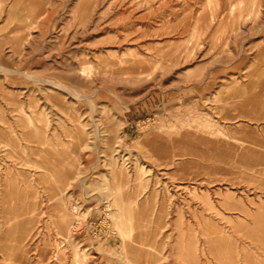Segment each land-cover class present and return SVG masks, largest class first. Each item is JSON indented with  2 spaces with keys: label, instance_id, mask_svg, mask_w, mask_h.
Listing matches in <instances>:
<instances>
[{
  "label": "rangeland",
  "instance_id": "1",
  "mask_svg": "<svg viewBox=\"0 0 264 264\" xmlns=\"http://www.w3.org/2000/svg\"><path fill=\"white\" fill-rule=\"evenodd\" d=\"M0 264H264V0H0Z\"/></svg>",
  "mask_w": 264,
  "mask_h": 264
},
{
  "label": "bare ground",
  "instance_id": "2",
  "mask_svg": "<svg viewBox=\"0 0 264 264\" xmlns=\"http://www.w3.org/2000/svg\"><path fill=\"white\" fill-rule=\"evenodd\" d=\"M240 1H242L243 2V0H240ZM126 3V2H125ZM232 4V3H231ZM239 4H241V3H239ZM232 6H233V4H232ZM240 6V5H239ZM236 7V6H235ZM230 8H231V6H230ZM239 8V7H238ZM232 10L234 9L235 10V8L233 7V8H231ZM243 13V12H242ZM139 19V18H138ZM214 19V18H213ZM239 29V28H238ZM124 71V70H123ZM126 73H128V72H126ZM130 73V72H129ZM141 73H143V72H141ZM134 74V73H133ZM136 74V73H135ZM138 74V73H137ZM136 74V77L138 78V76H139V74L137 75ZM135 76V75H134ZM133 76V77H134ZM239 76V75H238ZM219 93V92H218ZM20 121V120H19ZM207 125V124H206ZM58 154V153H57ZM64 196V195H63ZM116 197V196H115ZM62 198H64V197H62ZM64 201V199L62 200V202ZM121 201V200H120ZM128 201V200H127ZM121 204V203H120ZM123 204V203H122ZM79 208V207H78ZM120 211H117V213H115V215L117 216V217H119L120 216ZM117 225L119 226V228L121 229V228H123L122 226H121V224H119V220H117ZM122 225H124V224H122ZM129 230V229H128Z\"/></svg>",
  "mask_w": 264,
  "mask_h": 264
},
{
  "label": "built area",
  "instance_id": "3",
  "mask_svg": "<svg viewBox=\"0 0 264 264\" xmlns=\"http://www.w3.org/2000/svg\"><path fill=\"white\" fill-rule=\"evenodd\" d=\"M74 207H75V209H76V208H78V206H77V205H75Z\"/></svg>",
  "mask_w": 264,
  "mask_h": 264
}]
</instances>
